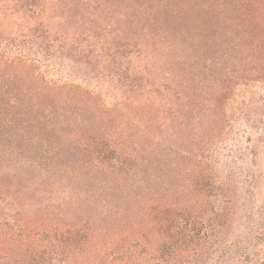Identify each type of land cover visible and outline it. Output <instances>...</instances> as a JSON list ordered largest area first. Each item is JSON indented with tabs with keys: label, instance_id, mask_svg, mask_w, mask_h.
Listing matches in <instances>:
<instances>
[{
	"label": "rangeland",
	"instance_id": "374dc122",
	"mask_svg": "<svg viewBox=\"0 0 264 264\" xmlns=\"http://www.w3.org/2000/svg\"><path fill=\"white\" fill-rule=\"evenodd\" d=\"M25 1L0 0V264H161L168 206L204 237L198 257L172 264H264V0H37L29 10ZM65 33L74 53L127 36L123 66L145 93L99 120L78 85L120 101L127 82L115 66L97 80L102 63L71 62L53 40ZM65 82V97L84 102L23 109ZM63 113L72 125L54 123ZM105 129L135 156L126 174L75 137ZM57 227L85 237L65 251ZM36 246L44 257L32 256Z\"/></svg>",
	"mask_w": 264,
	"mask_h": 264
},
{
	"label": "trees",
	"instance_id": "16d2710c",
	"mask_svg": "<svg viewBox=\"0 0 264 264\" xmlns=\"http://www.w3.org/2000/svg\"><path fill=\"white\" fill-rule=\"evenodd\" d=\"M64 1L62 0H57V5L60 7L62 5ZM64 5V4H63ZM25 7H28V10L31 9H37L38 8V1L37 0H26ZM66 6V5H65ZM64 6V7H65ZM38 12V11H37ZM39 13V12H38ZM150 33V32H149ZM44 35V34H43ZM68 34H64L63 36L60 35H56V37L53 39L54 42L60 41L62 44L59 45L60 46V50L63 51L65 53L66 50H63V48L67 49L66 51V57L73 63H82V64H86L89 65L90 61L92 60H96L99 61V63H102L100 66V74L102 75H95V78H97V80H99V76L104 77V75H106V72L108 71V69H111L110 66L112 65L113 67L115 66V68H117L118 70L115 72L116 76H119L118 80L121 83V79L123 78L125 82H127L126 84L124 83V88L125 90H123V94H122V98L120 101H118L117 96H108L109 98H105V96H107V93H103L102 92H96V90L89 88L87 85H78L77 93H75L74 95L76 96H82L90 99L91 102V106H94L96 109L99 110L100 114L98 113V116L100 117L99 120L101 119H105L106 117L109 118L107 115L111 114L116 107L119 105L122 108L126 107L129 105V102L133 101V94H136L138 91L139 93L143 94L145 93L144 87L145 85L142 86H134L133 82L135 81V78L137 76H134L135 74H133L134 72L132 70H130V66H123V58H128L129 55L131 53H129V51H127V44L129 45L130 42H128V38L127 36H118V37H110L108 38V40L105 42L106 44H104V47L102 48H98L96 46L95 43H93V46H89V48H87L86 46L83 47H78L75 48L76 51H78V53L72 52L74 51L73 45L70 47V38L67 36ZM46 37V36H45ZM78 39V38H76ZM69 40V41H68ZM75 40V39H74ZM124 41V42H123ZM69 42V43H68ZM41 44H43L41 42ZM73 44V43H72ZM91 45V44H90ZM54 46V45H53ZM143 51V49H139L137 51L138 55L140 56V52ZM151 52V50H150ZM150 52L146 53L147 55L145 56L147 59H149V57L152 59L153 56H150ZM63 53V54H64ZM126 53V54H125ZM154 59V58H153ZM3 61V60H2ZM36 61H38V58H36ZM34 62L32 61V66ZM137 65V66H141ZM145 66V65H144ZM147 67V66H145ZM162 69V67H160ZM132 71V72H131ZM85 72V71H84ZM132 73V74H131ZM170 73V72H169ZM85 76H87V74H85ZM169 76V75H168ZM179 76H174L173 77V82L176 83V80L178 81ZM131 80V81H129ZM68 82H65L63 85L60 84L58 86H56L58 95H54L52 98H46V97H37V98H30L29 100H25L24 101V106L23 109H25L27 112L33 110H44L45 112L48 110V108H44V104L47 102L48 105L52 103V106L55 104H58V106L64 109V105H59V104H72L74 101H76V96H72V97H65V94L63 91L64 89H72V88H68ZM70 85V84H69ZM127 87H126V86ZM151 86H153V84H151ZM70 87H72V85H70ZM140 89V90H139ZM72 91V90H71ZM149 94L151 93H156L159 92V89L153 87L151 89H149V91H147ZM105 95V96H104ZM79 98L80 101L84 102V99ZM79 100L76 101V103H79ZM50 101V103H49ZM82 103V102H81ZM41 105V107L39 106ZM63 106V107H62ZM87 106V105H86ZM42 108V109H41ZM87 109L90 110L92 109L90 106H87ZM67 114L63 113L60 114L57 119H54V123L58 124V125H62L63 124H68V125H72L71 122H67ZM63 118V119H62ZM110 120V119H108ZM113 120V119H111ZM90 123L92 124H85V129L82 128V123L79 125H76L77 128L79 129H83L85 132H87L88 134H91L92 132V128L94 127V124H96L95 121H91ZM93 125V126H92ZM101 127H105L107 129V126L104 124H100ZM84 127V125H83ZM101 129V128H100ZM103 131V134H97V136H88V135H83V133L76 135L75 137H77L78 139H91L93 141L94 144H97L98 147H100V150L98 147H96V160L99 161L100 163H107L108 166L107 168L110 169V171L112 173H116L117 175H122L123 173L126 174L127 171L131 170L133 167H136L137 165L133 164L130 165V162H128L129 159H135V156L133 154H130L129 152H118L117 148L114 147V143L111 141L114 136H110V134H108V132ZM82 132V131H81ZM84 132V133H85ZM86 134V133H85ZM104 154V156L102 155ZM115 174V175H116ZM227 197L226 194H223L221 197ZM225 199H222V203L219 204L221 207L226 206V203L224 201ZM170 205H174V204H170ZM169 209L175 210V215H173L172 217V229H173V234L171 232V241L170 243L166 242L164 245V247L167 245V250H166V254L163 251V256H161L162 262L161 264H172L173 261L179 260L181 258H183L185 255L189 254L188 256H190V254L193 255V257L197 256L200 252V243L199 241H202L201 239L204 238H197L202 236V229H198L197 226L195 224H192V222H190L189 218L186 217V215L184 214V212L182 210H177V206H168ZM226 207H223V209ZM15 216V215H14ZM13 216V217H14ZM22 225V224H21ZM25 225V224H24ZM23 226V225H22ZM30 225H27V229L30 233L33 230L29 229ZM35 228V227H33ZM82 230L80 228H75V227H68L66 229H61V228H56L55 232H54V240L55 243L57 244V246H61L63 248V250L65 251H69L71 249H74L78 246V244L83 240V238L85 237V235L83 236ZM45 236V238H50L47 234V232H42ZM28 236L26 237V240L23 241V244H28V238L30 237V234L27 233ZM83 236V237H82ZM205 236V235H203ZM198 241V242H196ZM52 242V241H51ZM204 242V241H203ZM191 246H195V247H191ZM71 248V249H70ZM29 249V248H28ZM69 249V250H68ZM43 249H39L37 246L34 248V252L32 256H38V257H44L46 252ZM31 256V255H30ZM198 257V256H197ZM33 258V257H31ZM35 258V257H34Z\"/></svg>",
	"mask_w": 264,
	"mask_h": 264
}]
</instances>
